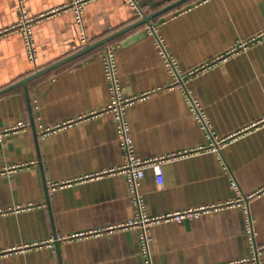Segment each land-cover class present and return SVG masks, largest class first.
Masks as SVG:
<instances>
[{"label":"crops","instance_id":"0c3cea01","mask_svg":"<svg viewBox=\"0 0 264 264\" xmlns=\"http://www.w3.org/2000/svg\"><path fill=\"white\" fill-rule=\"evenodd\" d=\"M68 1L23 5L37 16ZM133 1L149 14L165 0ZM18 17V0H0V29ZM140 18L129 0L87 1L82 28L68 9L44 17L32 27L33 63L18 31L0 37V91L81 49L82 33L86 46ZM263 33L264 0H189L30 79L27 93H0V130L26 124L0 137V264H146L138 230L118 228L137 212L125 176L94 175L124 162L104 111L106 45H117L118 81L136 97L124 111L136 153L166 159L162 184L149 168L137 183L143 213L232 203L151 224L148 264H238L255 249L264 264ZM208 134L223 139L217 151ZM106 227L116 228L98 232Z\"/></svg>","mask_w":264,"mask_h":264},{"label":"built area","instance_id":"2783aa9c","mask_svg":"<svg viewBox=\"0 0 264 264\" xmlns=\"http://www.w3.org/2000/svg\"><path fill=\"white\" fill-rule=\"evenodd\" d=\"M89 0H69L67 3L53 8L45 13H41L37 16H31L29 15L25 7L23 5V0H18V21L9 26L0 29V37L14 32L18 31L23 38L24 42V48L25 52L27 54V58L32 63L35 61V58L37 56L36 47L34 44L33 34H32V27L33 24L40 19L54 15L56 13H59L63 10H71L75 14V21L76 23L82 28L83 21H82V12L83 7L86 4V2ZM130 3L134 6L136 14L138 17H142L143 11L142 9H139L136 7V4L133 0H129ZM148 33H154L156 36V45L160 49V53L162 57L164 58L165 62L167 63V66L169 67V71L172 74L176 73V66L173 61V59L168 56L166 53V50L164 48V40L160 35H157L156 31L153 29L152 26H150ZM264 35V33H263ZM80 43L81 46H85L87 43V38L84 33L81 34L80 37ZM117 45H106L103 52H102V62L105 70V75L108 83V89H109V100L107 105L105 106L104 111L109 113L112 116L113 122L116 127L117 136L119 138L120 147L124 153V162L122 165L115 169H110L108 171H101L99 173H95L94 175H105L107 173H114L118 172L120 174H123L126 178L127 185L130 189V191L133 193L132 195V201L137 207V212L135 217L127 220L126 222L120 224L118 228H135L138 230V236L140 239V245L142 253L145 255V263L148 264V244H149V236H148V227L151 224L158 223L161 221H181L182 219H192L200 216L203 213H207L212 210L219 209L226 204H232V203H226V204H211V205H202L195 208H188V209H182L179 211H174L170 213H165L157 216H147L142 211V204L139 199V195H137V183L141 178L144 177V172L146 169H152L153 175L155 178V181L157 184H162L163 182V175H162V168L161 165L166 161L165 158H152V159H143L138 156V154L135 151L133 139L130 134V129L127 124V122L124 119V111L125 108L130 105L136 97H130L123 93L122 87L120 86V83L118 81L117 77V69H116V63H115V53H116ZM182 80V78L180 79ZM193 114L194 116L202 121V124L204 127H207V123L201 114V111L199 109V106L196 102L192 101L191 103ZM26 126L25 123L19 122L17 125L12 126L7 129L0 130V137L7 134L10 131H16L19 129H22ZM209 139H212V147L214 150H218L219 146L217 142L223 141V139L219 141H214L211 134L207 135ZM215 143V144H214ZM230 187L239 194L238 187L236 185V182L233 178H230ZM239 200V199H238ZM116 227H106L102 229L101 231H111ZM75 236H81L79 234L72 235L69 238H73ZM259 251L258 249H255L252 256L249 259H245L242 261H238L237 263H248V264H261L259 262Z\"/></svg>","mask_w":264,"mask_h":264},{"label":"water","instance_id":"95a60500","mask_svg":"<svg viewBox=\"0 0 264 264\" xmlns=\"http://www.w3.org/2000/svg\"><path fill=\"white\" fill-rule=\"evenodd\" d=\"M186 1H188V0H175V1H172L171 3H169V4L165 5V6L157 9L156 11H153L152 13L142 14V17L139 20L135 21L134 23H132V24L126 26V27H123L122 29L118 30L115 33L107 35L106 37H103L102 39H100V40H98V41H96L94 43H91V44H88V45L82 47L81 49H79L75 53H73V54H71V55H69L67 57H64L63 59H60L59 61H57V62H55V63H53V64H51V65H49L47 67H44V68H42V69H40L38 71H35L34 73L24 77L23 79L13 83L12 85H9L8 87H5L4 89H2L0 91V93H3L5 91H7V90H9V89H11L13 87L19 86V85H22L24 87L26 93H27L26 84H27V82L30 79L35 78L36 76H38L40 74H43V73L53 69L54 67H56V66H58L60 64H63V63H65V62H67V61H69V60H71V59H73V58H75L77 56H80V55L92 50L95 47H98V46H100L102 44H105L108 41H110L111 39H113L114 37L126 32V31H128V30H130V29H132L134 27H137V26H140V25H144V24L149 25L151 23V20H153L157 16L161 15L162 13H164L166 11H169L170 9H172V8L178 6L179 4L184 3ZM27 97H28V95H27ZM28 105H29V101H28ZM57 246L58 245L56 244V247Z\"/></svg>","mask_w":264,"mask_h":264},{"label":"trees","instance_id":"16d2710c","mask_svg":"<svg viewBox=\"0 0 264 264\" xmlns=\"http://www.w3.org/2000/svg\"><path fill=\"white\" fill-rule=\"evenodd\" d=\"M172 1H174V0H165V1L162 2V6H165V5L169 4V3H171Z\"/></svg>","mask_w":264,"mask_h":264}]
</instances>
